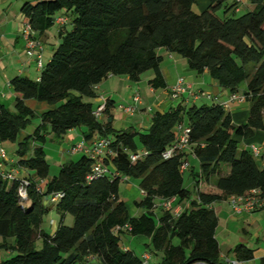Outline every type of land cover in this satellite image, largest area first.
<instances>
[{
  "label": "trees",
  "instance_id": "16d2710c",
  "mask_svg": "<svg viewBox=\"0 0 264 264\" xmlns=\"http://www.w3.org/2000/svg\"><path fill=\"white\" fill-rule=\"evenodd\" d=\"M247 1L249 9L239 17L231 16L237 13L234 0H208L199 13L193 11L196 0H38L25 4V23L37 39L56 24L57 15L65 23L58 26L59 43L43 63L38 79L11 78L13 109L0 102V146L17 144L14 160L8 156L1 160L0 238L10 257L0 264H150L120 247L123 232L148 237L147 251L158 258L155 264H226L220 258L215 238L218 219L211 206L253 190L264 200V165L259 166L250 152L238 150V139H251L264 131V0ZM164 53L182 58L196 74L206 71L230 94H238L244 85L246 122L233 125L220 102L178 103L155 111L145 131L115 130L110 100H105L100 118L93 115L92 104L83 99H94L97 86L109 77L125 76L137 82L150 70L149 85L164 89ZM28 100L50 108L37 113L26 106ZM34 119L39 123L33 132L21 137ZM181 124L188 129L187 147L164 158ZM73 129H80L84 140H108L99 161L107 173L93 172L95 161L84 154L61 164L58 174L49 177L43 143L47 136L61 141ZM188 155L199 166L194 188L199 178L206 182L215 178L214 187L221 194L196 191L191 198L193 193L184 186L180 171ZM132 156H136L134 161ZM11 170L23 175L15 177ZM7 174L11 180L5 178ZM123 178L134 181L142 192L135 204L144 211L140 216L129 217L119 197ZM50 195H56V200L46 206L43 201ZM170 199L176 204L188 200V208L180 213L165 210L161 204ZM51 210L59 216L52 234L42 227ZM67 214L73 217L70 227L63 222ZM7 239L13 243L8 245ZM231 253L239 262L253 258V250L244 245ZM258 264H264V257Z\"/></svg>",
  "mask_w": 264,
  "mask_h": 264
},
{
  "label": "crops",
  "instance_id": "0c3cea01",
  "mask_svg": "<svg viewBox=\"0 0 264 264\" xmlns=\"http://www.w3.org/2000/svg\"><path fill=\"white\" fill-rule=\"evenodd\" d=\"M38 0H0V102L6 105L9 109L14 105V94L9 85L11 78L15 76L27 77L36 81L39 77V71L36 69L34 61L29 59L25 53V42L21 35L25 23L23 8L27 2H35ZM208 6V0H196L195 6L202 11ZM249 9L248 1L243 0V4L238 5L236 12L246 11ZM61 15H57V18ZM56 28V29H55ZM58 25L55 24L52 28L47 30L38 39L43 45L42 62L47 63L57 47L55 43H59L57 36ZM45 61V62H44ZM161 73L163 75L166 87L164 89H153L146 80L133 82L125 76L109 77L100 83L95 89L97 99L96 109L101 104V99L110 100L114 105L113 108V128L115 130L132 129L136 131H145L150 124V119L155 111L163 112L178 103L187 105H207L205 102L210 101L211 104L215 102H225L229 98L230 93L227 90L220 89L216 82L212 80L208 73L204 71L201 74L188 69L186 62L174 55L164 53V59L161 64ZM179 78H183L184 82L189 87L188 90L179 96L177 99H170L169 90L173 87ZM141 85V86H140ZM245 86H241L238 94H242ZM135 93L139 94L140 100L136 104V110L133 113L125 111L126 107L134 105L132 100ZM91 103V102H90ZM26 106L37 113H43L50 107L44 103H38L33 100L25 102ZM92 104V103H91ZM93 106V104H92ZM230 113L233 125H240L246 122L248 117V103H231L227 109ZM32 128H29L27 133H21V137L30 134ZM97 137H92L89 140H84L80 129H73L67 132L62 139V146L66 149H61L57 156L58 164H63L69 161L77 160L83 152H75L74 146L83 144L86 149L91 148L92 142ZM252 147L258 150L255 156L252 152ZM32 148V145L30 146ZM239 152L248 151L253 154L259 166L264 165V131H257L253 138L247 140L238 139ZM189 153V151H187ZM10 161L14 160L13 156L7 155ZM188 168L183 172L188 173V188L192 191L195 197V192L200 191L206 194H221L219 190L214 187L215 178L204 181L199 178L198 188H194L195 181L193 176L199 172L197 161L192 155L187 156ZM59 165V166H60ZM11 174L15 177H21L22 172L11 170ZM123 188V196L126 194H134L138 191V196L133 199V217L143 214V210L138 208L135 204L140 200L142 194L137 184L129 179L123 178L120 181ZM185 186V185H184ZM191 188V189H190ZM189 201L185 200L180 204L172 201V212L180 213L188 208ZM127 208V205L125 203ZM211 208L214 210L218 223L215 230V238L218 243L220 258L226 264L232 262L237 264H258L260 259L264 257V203L262 206L251 212H236L229 202V198L223 201L215 202ZM128 212V208H127ZM159 214V213H158ZM129 215V214H128ZM138 236L136 238H140ZM218 237L222 240L225 246V251ZM254 243L256 247L251 248L250 244ZM150 241L145 245H149ZM237 245H244L246 248L253 250V259L250 261L239 262L232 255L231 251ZM249 246V247H248ZM121 247V246H120ZM1 249V242H0ZM123 250H131L128 247H123ZM9 253V252H8ZM10 254V253H9ZM148 256V262L158 261L154 255L148 251H143L140 255ZM155 258V259H154ZM153 264V263H150Z\"/></svg>",
  "mask_w": 264,
  "mask_h": 264
},
{
  "label": "built area",
  "instance_id": "2783aa9c",
  "mask_svg": "<svg viewBox=\"0 0 264 264\" xmlns=\"http://www.w3.org/2000/svg\"><path fill=\"white\" fill-rule=\"evenodd\" d=\"M238 5L243 4V0H234ZM65 23V18L58 17L56 19V24L63 25ZM21 35L25 42V53L27 57L34 61L35 67L38 71H40L43 67L42 62V53H43V45L39 39L35 37L34 31L28 25V23H24L23 30ZM187 84L184 82L183 78H179L176 84L170 88L169 96L170 99L174 100L177 99L179 96L184 94L188 90ZM134 105L125 108V111L128 113H133L136 110V104L139 102L140 97L138 93H135L132 98ZM241 103L245 102L244 97L241 94H230L229 98L225 102H221L222 107L227 110L231 103ZM105 107V100L101 99V104L95 109L93 115L96 118L101 117V113ZM188 144V129L183 125H178L176 127V138L173 145L163 154L164 158H168L174 153H178L183 151ZM108 146V140L105 138H96L92 144L90 149H86L83 144H78L74 146L75 152H83L85 155L89 156L92 160L95 161L93 166V172L95 173H107V170L104 169L100 164V158L103 157L106 153ZM252 152L256 156L258 154V150L255 147H252ZM7 155L5 151L0 146V169H4V166L1 160H6ZM131 159L134 161L136 156H132ZM188 168V162L185 161L180 166V171L184 172ZM7 180L12 179L11 174L4 175ZM142 194V192H141ZM259 191L253 190L248 195L243 197H230L229 202L233 209L236 212H251L254 211L262 206L264 200L259 198ZM56 195L54 196H46L45 199L49 202H54L56 200ZM22 199H25V195L22 194ZM174 199L166 200L161 204V207L165 210H170L172 208V201ZM127 228V227H125ZM145 263L148 262V256H142ZM230 264H237V263H230Z\"/></svg>",
  "mask_w": 264,
  "mask_h": 264
},
{
  "label": "rangeland",
  "instance_id": "374dc122",
  "mask_svg": "<svg viewBox=\"0 0 264 264\" xmlns=\"http://www.w3.org/2000/svg\"><path fill=\"white\" fill-rule=\"evenodd\" d=\"M193 11H194V13L200 12V10H198L196 7H193ZM244 13H245V11L242 10L241 12H238L236 14H232L231 16L232 17H239V16L243 15ZM218 15H219V17H222L221 13H219ZM49 43L50 44L55 43V46L58 45L56 42L49 41ZM159 53L163 54V50L162 49L159 50ZM151 74H152V71H150V70L145 71L140 75V78H141V80H146L147 78L152 77ZM83 100L86 102H91L93 104V107H96V102L98 101L97 99H90L89 100L86 98H84ZM205 103L207 105H211L210 101H208V102L206 101ZM174 105H176V101H175ZM199 105H200V103H198V106ZM12 109L13 108H11V110ZM38 123H39V121L37 119H34L31 122V124L24 130V132L27 133L28 129L32 128V131L30 132V134H31L33 132L34 128L38 125ZM31 144L32 143H29V145H31ZM1 147L6 152L7 155L14 156V152H15V149L17 147V144L16 143L15 144L10 143V142H3V143H1ZM42 147H43V150L45 153V159H46L48 166H49V177L56 176L58 174L59 165H60V164H58L59 162H58L57 156H58L59 151L61 149H66V148H65V146H62V140L61 141H52L50 139V136L46 137V140L44 141ZM187 172L184 174V185H185V187H188V176L189 175ZM123 188L124 187L122 185H119V197L124 203H126L127 208H128L129 217H133V210H134L133 199L135 197H137L138 196L137 194H139V193H137L138 191H136L134 194H126L123 196ZM43 202H44V205H46V206L50 205L48 200L43 201ZM20 204L22 206H24V203L22 201H20ZM158 212H159V210L156 209L155 214H158ZM58 219H59V216L54 211L51 210L43 218V223H42L43 229H45V231H47L48 233H51V234L54 233L56 228H57ZM156 219H157V216L155 215V220ZM63 222H64L65 226L70 227L73 224V217L71 215L67 214L65 216ZM148 241H150V239L146 236H141L140 238H136V236L130 235L129 233H125V232L119 234V245L121 246V248H123V247L130 248L131 249L130 251H132L136 256H140L143 253V251L148 250L147 246L145 245L146 243H148ZM218 241L220 242V244L222 246V248H221V249H223L222 252H224L225 246L223 245L222 240H220L219 237H218ZM0 242H1V244H3V240L1 238H0ZM6 243L8 245L12 244L13 240L7 239ZM173 243L174 244L178 243V240L175 238L173 240ZM37 246L38 247L40 246V242L37 243ZM250 246L253 249H254V247H256L254 243H251ZM8 257H10V254L8 253V251H6L4 249V247L3 248L1 247V249H0V260L7 259ZM155 258H157V257L155 256ZM150 263L155 264V263H157V261L154 260V261H151Z\"/></svg>",
  "mask_w": 264,
  "mask_h": 264
},
{
  "label": "water",
  "instance_id": "95a60500",
  "mask_svg": "<svg viewBox=\"0 0 264 264\" xmlns=\"http://www.w3.org/2000/svg\"><path fill=\"white\" fill-rule=\"evenodd\" d=\"M199 264H204V263H199Z\"/></svg>",
  "mask_w": 264,
  "mask_h": 264
}]
</instances>
